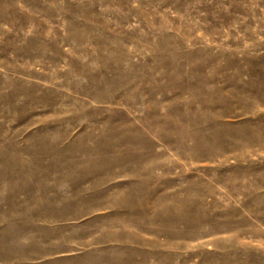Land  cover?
Segmentation results:
<instances>
[{
	"label": "rangeland",
	"instance_id": "rangeland-1",
	"mask_svg": "<svg viewBox=\"0 0 264 264\" xmlns=\"http://www.w3.org/2000/svg\"><path fill=\"white\" fill-rule=\"evenodd\" d=\"M0 264H264V0H0Z\"/></svg>",
	"mask_w": 264,
	"mask_h": 264
}]
</instances>
